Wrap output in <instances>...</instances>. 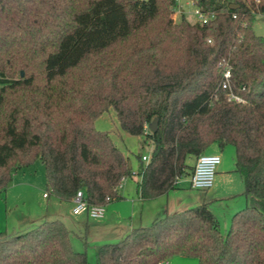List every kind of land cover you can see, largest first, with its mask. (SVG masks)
<instances>
[{"label":"trees","instance_id":"1","mask_svg":"<svg viewBox=\"0 0 264 264\" xmlns=\"http://www.w3.org/2000/svg\"><path fill=\"white\" fill-rule=\"evenodd\" d=\"M192 1L214 17L175 20V0H0V192L16 168L40 159L48 194L119 199L130 158L95 126L110 108L124 131L152 144L146 163L139 156L144 200L176 188L194 167L189 157L235 147L247 203L226 232L202 203L100 245L98 264H264V35L253 28L264 0ZM0 264L89 261L51 219L1 231Z\"/></svg>","mask_w":264,"mask_h":264},{"label":"rangeland","instance_id":"2","mask_svg":"<svg viewBox=\"0 0 264 264\" xmlns=\"http://www.w3.org/2000/svg\"><path fill=\"white\" fill-rule=\"evenodd\" d=\"M180 9L187 19L193 21L195 5L188 0L180 1ZM175 20H180V14H172ZM255 32L264 35V13L258 14L253 24ZM98 129L109 131L117 146L129 156L132 163V174L125 177L118 189L120 199L106 204L105 215L93 218L86 213L76 214L72 211L73 203L63 202L54 195L44 197L48 191L45 165L37 159L27 165L18 167L13 172L12 184L7 190L0 192V232L13 233L27 229L30 224L40 223L49 213V217H61L71 231V243L75 250L85 251L89 264L97 263V248L105 243H116L122 239V227L129 229L139 226H149L167 213V209L185 208L198 205V198L203 195L201 190L194 189L190 184L189 175L180 177L177 187L156 200L143 201L138 182L141 180L137 173L141 164L139 156H150L152 144L145 141L143 135H132L120 126L116 111L110 108L95 120ZM213 146V147H212ZM206 153H219L222 164L229 170L230 185L234 196L217 199L211 203V208L217 214L222 232H226L235 212L246 205V197L242 193L244 182L235 168V147L219 143L213 144ZM147 161H144L146 163ZM218 173L215 175L214 184ZM213 184V185H214ZM212 188V187H211ZM29 223V224H28ZM128 229V230H127ZM163 264H199L193 257L176 256Z\"/></svg>","mask_w":264,"mask_h":264},{"label":"built area","instance_id":"3","mask_svg":"<svg viewBox=\"0 0 264 264\" xmlns=\"http://www.w3.org/2000/svg\"><path fill=\"white\" fill-rule=\"evenodd\" d=\"M176 5L174 7V14H184V11L180 9V1L181 0H175ZM188 2L193 3L192 0H188ZM195 5V4H194ZM194 14L196 15L194 22H199L201 24L208 23L213 17L214 14L208 13L203 11L200 7L195 5ZM237 15L234 14V17ZM230 77H231V66L229 64H226L224 66L223 71V88H229L230 87ZM231 98H234L235 100L241 101L242 98L234 93L231 92L230 94ZM150 156L143 155V160L147 161ZM222 158L220 154L217 153H202L197 157L196 163L193 167V170L190 174V184L192 188L195 189H202L207 190L211 188L214 184L215 175L217 173V167L221 163ZM45 196H48V193L46 192L44 194ZM108 201L110 200V197L107 198ZM74 206L73 211L77 214L81 213H88L91 217L94 218H101L105 215V207L106 204H90L85 199V194L83 189H79L76 193V195L73 198Z\"/></svg>","mask_w":264,"mask_h":264},{"label":"crops","instance_id":"4","mask_svg":"<svg viewBox=\"0 0 264 264\" xmlns=\"http://www.w3.org/2000/svg\"><path fill=\"white\" fill-rule=\"evenodd\" d=\"M182 15H184V14H182ZM182 15H180V16H182ZM213 147V146H212ZM217 154H219V153H217ZM196 160H197V157H195V156H191V157H189L188 158V163L189 164H191V165H195V163H196ZM222 164V162L220 163V165ZM234 165H235V163H234ZM193 170V169H192ZM192 170H190V173L188 174L189 175V177H190V174H191V172H192ZM234 170H235V168H234ZM229 170H227V169H225L224 167H219V169H217V173H218V176H217V180H216V182H215V184L212 186V188H209V189H207V190H202V189H198V190H201L202 191V193H203V195H201L199 198H198V201H199V203H198V205L199 204H202V203H207L208 205H209V207L211 208V203H213L215 200H217V199H224V198H229V197H233L235 194H234V191H233V189H232V187H231V185H230V181L228 180V179H230L229 177ZM239 173V172H238ZM243 181V180H242ZM177 187V186H176ZM174 189V188H173ZM195 189V188H194ZM138 190L140 191V189H139V186H138ZM169 192V191H168ZM167 192V193H168ZM46 192H44L43 193V195L45 194ZM166 193V194H167ZM243 193V192H242ZM163 195H165V194H163ZM163 195H161V196H159V197H157V198H154V199H148V200H156V199H158V198H160V197H162ZM44 197H49V194H48V196H45L44 195ZM56 197V196H55ZM57 199H59L58 197H56ZM121 198V197H120ZM119 198V199H120ZM142 199V198H141ZM59 200H61V199H59ZM143 201H148V200H144V199H142ZM61 201H63V202H68V203H73V200H70V201H64V200H61ZM246 203H247V200H246ZM196 206V205H195ZM191 206H189V207H185L184 209H187V208H190ZM193 207V206H192ZM183 208L181 209V208H171V209H167V211H166V213H172V212H177V211H181V210H184ZM212 209V208H211ZM213 210V209H212ZM72 211H73V208H72ZM74 212V211H73ZM75 213V212H74ZM214 213H215V211H214ZM77 214V213H76ZM87 214V216H90L88 213H86ZM216 214V213H215ZM47 216L41 221V222H43V221H45V220H51V219H60V220H62L63 221V219H61V217H49V213H47L46 214ZM217 215V214H216ZM91 217V216H90ZM104 217V216H103ZM218 217V216H217ZM94 218V217H93ZM102 218V217H101ZM30 222V224L27 226V229L28 228H30V227H32V226H34V225H37V223H33V221H29ZM40 222V223H41ZM64 222V221H63ZM65 223V222H64ZM39 224V223H38ZM65 225H66V223H65ZM67 226V225H66ZM122 227V234L123 235H121L122 236V238L127 234V233H129L130 231H132L134 228H132V229H129V231H126L127 233H125V231H124V229H126L125 228V226L123 227V226H121ZM68 228V227H67ZM69 229V228H68ZM23 230H26V229H22V230H17V231H23ZM70 230V229H69ZM128 230V229H127ZM17 231H14V232H17ZM71 232V231H70ZM166 262H168V261H166ZM164 262H162L161 264H163Z\"/></svg>","mask_w":264,"mask_h":264},{"label":"water","instance_id":"5","mask_svg":"<svg viewBox=\"0 0 264 264\" xmlns=\"http://www.w3.org/2000/svg\"><path fill=\"white\" fill-rule=\"evenodd\" d=\"M231 7H232V8H238L239 5H238V4H232ZM158 120H159L158 118H155V119L150 123L149 127H150L151 130L155 131V130L157 129V127H158ZM129 166H130V167L132 166L131 161H129Z\"/></svg>","mask_w":264,"mask_h":264}]
</instances>
